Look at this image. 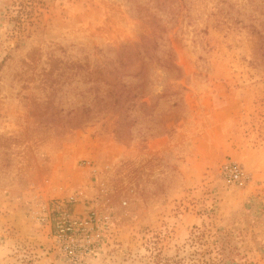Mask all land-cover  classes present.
Returning a JSON list of instances; mask_svg holds the SVG:
<instances>
[{"label":"rangeland","instance_id":"374dc122","mask_svg":"<svg viewBox=\"0 0 264 264\" xmlns=\"http://www.w3.org/2000/svg\"><path fill=\"white\" fill-rule=\"evenodd\" d=\"M197 234L264 264V0H0V264H196Z\"/></svg>","mask_w":264,"mask_h":264},{"label":"trees","instance_id":"16d2710c","mask_svg":"<svg viewBox=\"0 0 264 264\" xmlns=\"http://www.w3.org/2000/svg\"><path fill=\"white\" fill-rule=\"evenodd\" d=\"M203 236V234H201ZM197 234L195 235L194 242H197L201 245H206L205 248H202L200 252H198V258L196 264H232L230 260L224 255L223 248L219 246V242L217 240L214 241H202V236Z\"/></svg>","mask_w":264,"mask_h":264},{"label":"crops","instance_id":"0c3cea01","mask_svg":"<svg viewBox=\"0 0 264 264\" xmlns=\"http://www.w3.org/2000/svg\"><path fill=\"white\" fill-rule=\"evenodd\" d=\"M166 140V138H159L157 140H155L153 143L149 144V147L147 149H145V155L147 157H150L152 155H155L157 157V155H160L161 153H163L165 150V148L162 146L160 147L159 145L164 143Z\"/></svg>","mask_w":264,"mask_h":264},{"label":"built area","instance_id":"2783aa9c","mask_svg":"<svg viewBox=\"0 0 264 264\" xmlns=\"http://www.w3.org/2000/svg\"><path fill=\"white\" fill-rule=\"evenodd\" d=\"M225 175L230 179V180H238L240 179L241 172L237 168V166L234 165H229L225 168Z\"/></svg>","mask_w":264,"mask_h":264}]
</instances>
